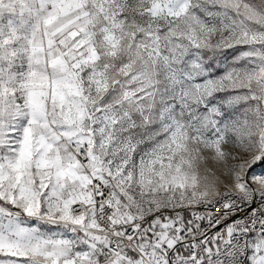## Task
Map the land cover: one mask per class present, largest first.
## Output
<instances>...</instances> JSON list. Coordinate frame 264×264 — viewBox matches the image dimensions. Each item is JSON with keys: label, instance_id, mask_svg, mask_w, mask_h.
Segmentation results:
<instances>
[{"label": "snow or ice", "instance_id": "1", "mask_svg": "<svg viewBox=\"0 0 264 264\" xmlns=\"http://www.w3.org/2000/svg\"><path fill=\"white\" fill-rule=\"evenodd\" d=\"M0 264H264V0H0Z\"/></svg>", "mask_w": 264, "mask_h": 264}, {"label": "rangeland", "instance_id": "2", "mask_svg": "<svg viewBox=\"0 0 264 264\" xmlns=\"http://www.w3.org/2000/svg\"><path fill=\"white\" fill-rule=\"evenodd\" d=\"M254 170H257V171H258V170H259V169H258V166H254Z\"/></svg>", "mask_w": 264, "mask_h": 264}]
</instances>
